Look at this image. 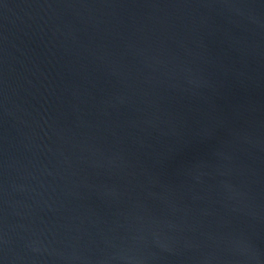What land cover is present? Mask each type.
<instances>
[{
	"label": "water",
	"instance_id": "95a60500",
	"mask_svg": "<svg viewBox=\"0 0 264 264\" xmlns=\"http://www.w3.org/2000/svg\"><path fill=\"white\" fill-rule=\"evenodd\" d=\"M0 264H264V0H0Z\"/></svg>",
	"mask_w": 264,
	"mask_h": 264
}]
</instances>
